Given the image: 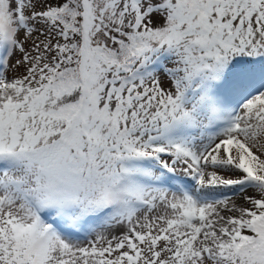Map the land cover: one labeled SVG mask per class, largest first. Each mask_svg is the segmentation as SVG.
<instances>
[{
  "label": "snow or ice",
  "instance_id": "obj_1",
  "mask_svg": "<svg viewBox=\"0 0 264 264\" xmlns=\"http://www.w3.org/2000/svg\"><path fill=\"white\" fill-rule=\"evenodd\" d=\"M0 264H264V0H0Z\"/></svg>",
  "mask_w": 264,
  "mask_h": 264
}]
</instances>
